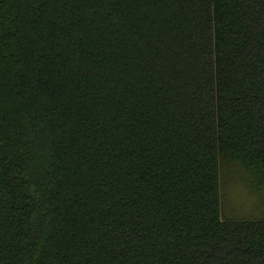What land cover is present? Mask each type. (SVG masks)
<instances>
[{
    "label": "trees",
    "instance_id": "16d2710c",
    "mask_svg": "<svg viewBox=\"0 0 264 264\" xmlns=\"http://www.w3.org/2000/svg\"><path fill=\"white\" fill-rule=\"evenodd\" d=\"M0 264H264V0H0Z\"/></svg>",
    "mask_w": 264,
    "mask_h": 264
},
{
    "label": "rangeland",
    "instance_id": "374dc122",
    "mask_svg": "<svg viewBox=\"0 0 264 264\" xmlns=\"http://www.w3.org/2000/svg\"><path fill=\"white\" fill-rule=\"evenodd\" d=\"M226 205L228 209H239L242 212L252 209V199L248 189L242 183L230 184L226 195Z\"/></svg>",
    "mask_w": 264,
    "mask_h": 264
}]
</instances>
